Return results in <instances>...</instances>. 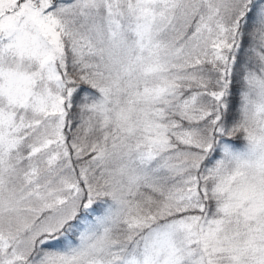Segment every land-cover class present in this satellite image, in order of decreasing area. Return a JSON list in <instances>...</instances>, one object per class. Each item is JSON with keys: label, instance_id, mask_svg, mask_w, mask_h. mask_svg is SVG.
<instances>
[{"label": "snow or ice", "instance_id": "snow-or-ice-1", "mask_svg": "<svg viewBox=\"0 0 264 264\" xmlns=\"http://www.w3.org/2000/svg\"><path fill=\"white\" fill-rule=\"evenodd\" d=\"M0 264H264V0H0Z\"/></svg>", "mask_w": 264, "mask_h": 264}]
</instances>
